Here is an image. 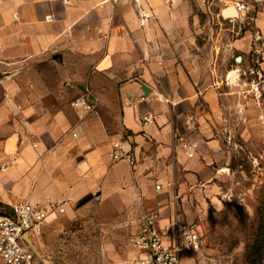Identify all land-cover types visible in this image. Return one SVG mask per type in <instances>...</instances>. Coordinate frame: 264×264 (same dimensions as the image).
<instances>
[{"label": "crops", "instance_id": "1", "mask_svg": "<svg viewBox=\"0 0 264 264\" xmlns=\"http://www.w3.org/2000/svg\"><path fill=\"white\" fill-rule=\"evenodd\" d=\"M189 14L176 0H0V204L70 206L107 184L149 197L151 184L163 189L170 172L218 148L200 115L186 135L194 129L181 109L230 98L207 86V65L204 84L189 78L200 58ZM252 58L236 70L249 72ZM213 63L218 84H237V71ZM84 89L91 112L71 106ZM115 142L131 148L135 167L108 159Z\"/></svg>", "mask_w": 264, "mask_h": 264}, {"label": "rangeland", "instance_id": "2", "mask_svg": "<svg viewBox=\"0 0 264 264\" xmlns=\"http://www.w3.org/2000/svg\"><path fill=\"white\" fill-rule=\"evenodd\" d=\"M176 2L190 9L189 46L200 57L195 63L196 75L189 78L195 85L204 84L207 65V86L230 97L213 109L200 99L193 107L181 109L187 115L185 125L194 129L184 131L189 140L195 137L196 116L200 115L219 134L218 148L209 155H198L197 166H185L174 175L170 172L166 183L160 181L164 186L158 193L151 184L149 197L133 196L127 189L107 184L90 194L86 203L79 205V200L64 212L50 215L33 238L39 254L35 264H131L135 254L132 239L149 212L195 227L201 249L190 255L187 261L191 264H264V82L258 94L248 87L250 80H261L257 69L264 73L260 64L264 2L255 1L244 24L235 27L217 24L215 0ZM235 39H241L239 45L233 43ZM180 48L187 47L180 44ZM254 54V74L238 72L242 59L237 57ZM213 59L220 67L237 71L233 76H237V84H231L233 78L228 80L230 84L217 83ZM4 212L0 207V215Z\"/></svg>", "mask_w": 264, "mask_h": 264}, {"label": "built area", "instance_id": "3", "mask_svg": "<svg viewBox=\"0 0 264 264\" xmlns=\"http://www.w3.org/2000/svg\"><path fill=\"white\" fill-rule=\"evenodd\" d=\"M218 2L215 14L218 25L235 27L244 24L247 15L253 11V0H215ZM256 3V2H255ZM229 9L237 14H224ZM239 35V32H235ZM260 37H258L259 39ZM258 63V62H257ZM258 70L259 82L250 80V92L258 94L260 84L264 82V73ZM254 69L249 70L254 74ZM262 77V78H261ZM74 109L91 112L95 108L88 89H84L71 102ZM144 125L152 123L148 116L142 117ZM192 147H194L192 145ZM53 152V151H52ZM192 154L190 153L189 156ZM107 157L112 162L124 161L135 167L136 159L131 148L120 142L111 144ZM8 165H0V171H6ZM155 193L161 190L159 184L154 186ZM70 203H47L46 205L28 202L10 206L9 214L0 215V264H35L37 255L26 242L37 237L44 222L50 215L62 213ZM134 257L131 264H191L190 255L201 249V237L195 227L187 221L175 217H161L157 212L145 214L132 239Z\"/></svg>", "mask_w": 264, "mask_h": 264}, {"label": "water", "instance_id": "4", "mask_svg": "<svg viewBox=\"0 0 264 264\" xmlns=\"http://www.w3.org/2000/svg\"><path fill=\"white\" fill-rule=\"evenodd\" d=\"M253 1H256V2H261V0H253ZM231 14L233 16H237V14L233 11V9H229L227 12H224V14ZM237 60L239 61L240 60V57H237ZM91 199V196H86L84 197L83 199H81V201L79 202V205H82L84 203H86L87 201H89ZM26 242L28 243V245L32 248V250L34 251V253L38 256V252L36 251L35 249V246L33 245V243L29 240V239H26Z\"/></svg>", "mask_w": 264, "mask_h": 264}, {"label": "trees", "instance_id": "5", "mask_svg": "<svg viewBox=\"0 0 264 264\" xmlns=\"http://www.w3.org/2000/svg\"><path fill=\"white\" fill-rule=\"evenodd\" d=\"M0 207L4 208V210H5V212L2 214H9L11 211L10 206H5V205L0 204Z\"/></svg>", "mask_w": 264, "mask_h": 264}]
</instances>
